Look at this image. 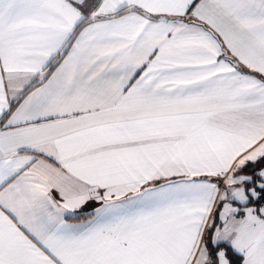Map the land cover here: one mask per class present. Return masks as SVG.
I'll return each mask as SVG.
<instances>
[{
  "label": "snow or ice",
  "instance_id": "6c2138e0",
  "mask_svg": "<svg viewBox=\"0 0 264 264\" xmlns=\"http://www.w3.org/2000/svg\"><path fill=\"white\" fill-rule=\"evenodd\" d=\"M0 264H264V0H0Z\"/></svg>",
  "mask_w": 264,
  "mask_h": 264
},
{
  "label": "crops",
  "instance_id": "0c3cea01",
  "mask_svg": "<svg viewBox=\"0 0 264 264\" xmlns=\"http://www.w3.org/2000/svg\"><path fill=\"white\" fill-rule=\"evenodd\" d=\"M54 195H55V193H54ZM90 207V206H89Z\"/></svg>",
  "mask_w": 264,
  "mask_h": 264
}]
</instances>
